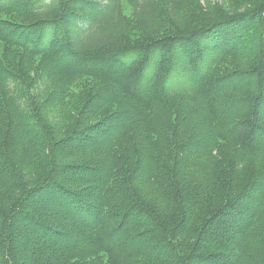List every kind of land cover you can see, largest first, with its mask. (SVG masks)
Wrapping results in <instances>:
<instances>
[{
  "label": "trees",
  "instance_id": "16d2710c",
  "mask_svg": "<svg viewBox=\"0 0 264 264\" xmlns=\"http://www.w3.org/2000/svg\"><path fill=\"white\" fill-rule=\"evenodd\" d=\"M127 1L0 0V264H264V0Z\"/></svg>",
  "mask_w": 264,
  "mask_h": 264
},
{
  "label": "rangeland",
  "instance_id": "374dc122",
  "mask_svg": "<svg viewBox=\"0 0 264 264\" xmlns=\"http://www.w3.org/2000/svg\"><path fill=\"white\" fill-rule=\"evenodd\" d=\"M237 1H239V2L238 3L235 2V5H238L241 0H237ZM243 1H245V0H243ZM200 2H201V0H200ZM227 2L228 3H231L229 0H227ZM219 3H221V2H218L217 4H219ZM129 5L130 4H129V2L127 0H122V10H123V13L125 15L124 18L126 20L127 19L130 20L131 14H132V9H131V7ZM223 7H226V4ZM227 12H230V11H227ZM184 17H185V14H184ZM186 18H187V16H186ZM0 20H2V21H8V22H10L13 25L18 26V28H22L24 25H26L25 23H27V20L24 18V16H19V15L18 16H15V15H10V14H3V13H0ZM154 28L158 32L157 35H164L165 33H167V31L168 32H172V29H173L169 25H166V27L158 25L157 27H154ZM148 29H149V27H148ZM148 29H146L143 26V31H144V34L145 35L151 33V31H149ZM136 31L137 30L135 28L133 30V32L134 33H137ZM262 34H263V32L262 31H259L257 33V35L255 36V40L257 38L260 39L261 37H263ZM0 55L1 56L4 55L5 56V59H7L8 61H10L11 65H9V67L11 69H13L14 72L16 71V69H24V68H26V61L24 59V56L28 60L30 59L32 61V67H30V69H38L39 58L34 57L33 55H29V54H24V53L21 54V52H19V50L17 48L7 49L5 47V45L1 41H0ZM2 66L5 67L4 64H2ZM7 71H10V69H8ZM31 76H34V71L33 70H29V73L27 74V77H28L29 81L32 80V77ZM34 80H35V83H36V85L38 87L39 86L42 87L43 84L48 87L47 81H44V82L42 81L41 82L39 76H36ZM47 96H48V93L44 97L45 100L47 99ZM80 96H81L80 94H74L73 96H70L69 98H71L72 99V102H73V101L77 100ZM56 108L64 109L66 107L64 105L57 106L54 103H52V101H51L50 104L44 106L43 109L40 110L41 111L40 112V116H39L38 112L36 113V118L39 119L40 121H42L46 126H47V122H48L52 126L53 125H56V127L61 128L66 123V117L63 115L64 118H65V120H64V122H61L60 121V117L58 115V111H57L58 109H56ZM39 109H40V107H39ZM41 114H43V117H41ZM48 114H49V116L47 118V115ZM76 116H77V112L75 114V113H72V111H71V117L69 118L67 116L68 119L70 120V124L71 125L73 123L72 121H74L76 119L75 118ZM94 138L96 140H101V131H99L95 135ZM84 141H85L84 139H81L78 142L76 141L73 144H75V145L81 144ZM225 147H226L225 145H222L220 147L221 154H223L225 151H227L230 156H233V157L236 156L237 157V151L235 149L231 148L230 146H228L226 148ZM257 162H260L262 165H264V159H262L260 161H257ZM86 174H88V173H85V175ZM102 175L103 174L101 172L97 173V175H96V181H99L100 178L102 177ZM17 194H18L17 192L15 193L12 190H7L5 187H0V205L1 206H7L6 204L10 203L12 200H15ZM54 194H56V191L55 192L52 191L51 195H54ZM42 200H45L46 201V204H47V202L50 203V201L49 200L47 201L45 198H43ZM42 204H43L42 202L41 203L40 202L32 203V206L31 207H34V208L38 209L36 212H40L41 213L45 209V207ZM23 216H24V218H26L28 215L25 213ZM42 217L44 218V216H42ZM97 220L98 221H96L97 222L96 224H99V221L100 220L99 219H97ZM224 233L226 235H228V234H230V230L228 228H226V229H224L223 231H221V232H219L217 234H224ZM76 236H77V234H73L72 235V238H76ZM117 238H122V240H124V238H125V234H124V232L121 229L118 230V232H117ZM49 240L50 241H55L54 237L49 238ZM13 244H14V242L11 243V245H13ZM13 261L15 262V259H13Z\"/></svg>",
  "mask_w": 264,
  "mask_h": 264
}]
</instances>
